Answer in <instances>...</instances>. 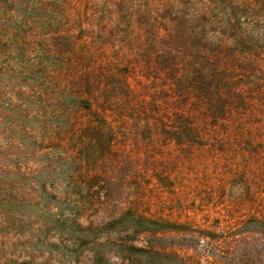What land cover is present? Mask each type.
Instances as JSON below:
<instances>
[{
    "label": "trees",
    "instance_id": "16d2710c",
    "mask_svg": "<svg viewBox=\"0 0 264 264\" xmlns=\"http://www.w3.org/2000/svg\"><path fill=\"white\" fill-rule=\"evenodd\" d=\"M126 1L7 0L55 26L45 45L63 70L61 120L81 142L66 185L82 179L91 197L83 185L56 193L72 218L62 235L90 264H264V0H143L132 11ZM39 104L10 110L14 142L32 109L31 133L44 137L52 119ZM123 172L128 183L150 177L155 192L82 224L91 203L109 210ZM13 180L0 189L6 209L26 198ZM50 186L38 182L36 198Z\"/></svg>",
    "mask_w": 264,
    "mask_h": 264
},
{
    "label": "rangeland",
    "instance_id": "374dc122",
    "mask_svg": "<svg viewBox=\"0 0 264 264\" xmlns=\"http://www.w3.org/2000/svg\"><path fill=\"white\" fill-rule=\"evenodd\" d=\"M0 3L6 7L0 12V189L5 190L7 186L6 190L11 189L16 178L15 190L26 195V200L15 202L8 209L0 205V264H90V255L82 244L70 242L62 235V230L67 229L65 221L72 218L68 215L64 198L61 195L56 197V193L66 190L81 192L83 185L82 196L87 203L91 201L89 187L79 174V184L66 185L70 171L79 168L77 161L80 160L78 157L73 159L72 154L76 153L81 142L61 120L62 105L60 107L57 97L63 91V70L50 61L52 56L45 45V38L55 26L49 28L38 18L31 20L33 16H22L24 11L18 15L11 11L7 0H0ZM143 4V0H127L125 7L132 11ZM27 101L40 103L33 106L34 110L38 108L48 113V119L52 121L45 127L42 125L46 130L43 138L39 135L34 138L31 128L35 116L31 114L33 109L27 110V115L21 119L23 127L18 128V142H14L17 135L10 128L17 122L10 110L20 111ZM30 141L37 144V154L30 155L27 150L23 153L25 156L19 153L20 144H29ZM125 143L120 140L118 147ZM86 144L93 168L99 163L95 146L91 142L82 146ZM123 175L127 172L119 174L111 185L109 210L103 209L99 202L91 203L77 216L82 224L119 213L128 207L139 191L147 196L155 192L150 177L141 178L139 183H128L118 179ZM43 180L51 186L41 198H36V185ZM6 215L9 217L4 218ZM110 264L119 263L113 259Z\"/></svg>",
    "mask_w": 264,
    "mask_h": 264
}]
</instances>
